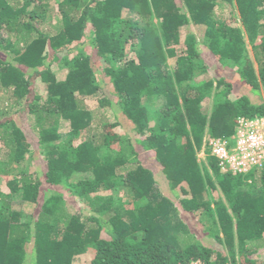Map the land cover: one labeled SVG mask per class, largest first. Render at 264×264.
<instances>
[{"label":"trees","instance_id":"16d2710c","mask_svg":"<svg viewBox=\"0 0 264 264\" xmlns=\"http://www.w3.org/2000/svg\"><path fill=\"white\" fill-rule=\"evenodd\" d=\"M227 4L240 17L219 15ZM57 6L0 0V85L35 119L46 181L92 199L95 214L67 209L64 194L55 192L38 216L25 218L11 201L19 196L39 203L43 181L37 173L16 174L7 180L9 193L0 189V264H74L89 248L91 264H264L250 244L264 240V168L223 171L209 143L233 136L240 117L264 116V101L244 93L232 98L235 81L252 95L264 88V0H57ZM190 22L206 27L207 46L236 65L235 78H197L208 67L194 34L182 42V27ZM87 35L113 86L114 98L105 91L100 106L112 105L132 124L136 143L153 153L180 205L216 230L220 249L183 241L189 227L179 219L176 201L134 143L117 133L119 116L102 121L100 135L93 132L95 115L83 101L104 89L98 69L91 54L64 55ZM22 36L19 47L13 40ZM63 58L68 74L61 80L52 65ZM36 76L46 84V96L34 90ZM208 98L214 101L210 112L204 110ZM83 131L87 136L76 144ZM0 138L10 149L0 160L1 176L9 164L26 160L33 145L13 119L0 122ZM80 172L91 176L72 180ZM120 188L125 200L98 194Z\"/></svg>","mask_w":264,"mask_h":264},{"label":"rangeland","instance_id":"374dc122","mask_svg":"<svg viewBox=\"0 0 264 264\" xmlns=\"http://www.w3.org/2000/svg\"><path fill=\"white\" fill-rule=\"evenodd\" d=\"M50 2L51 5L54 7L55 11H58L57 0H50ZM217 12L219 15L221 14L223 15V17L228 19L234 16L233 12L237 15V17H240L237 8L235 9L229 4H227L225 7L219 8ZM205 30L206 27L204 25H197L194 24L193 22H190L189 24L182 27V42L185 40L186 36L190 34H194L198 40V48L200 50V53L208 67V72L206 73H203L201 71L198 72L197 78L199 80L205 78H212V77L217 78L222 76L235 78V74L237 71L236 65L230 60L221 61L210 51L205 39ZM87 31H89V28L87 29ZM22 37L21 40L15 41V38L13 40V42L19 47H22V45H24L25 42L24 40L25 38ZM245 37H246L247 47L252 56V49H251L252 47L249 42L247 33H245ZM0 52H5L3 47L2 48L0 47ZM68 52H69L68 55L69 57L80 54L82 52L91 54L93 57V64L96 67V69H98L97 74L99 75L100 78V85H102V87L104 88L103 90L101 89L100 94L98 96L85 97L83 101V105L85 107L92 109L95 115V118L93 120V125H94L93 132L100 135V129H99L100 123L102 121H110V122L117 121L118 120L117 116H119L122 124L116 127L117 133H119L124 138L130 139V141L134 143V145L138 150L141 161L144 163L145 166L153 170L164 193L176 201L179 207L178 217L179 219L185 221L189 227V232L183 235V241L185 243L196 241L220 249L222 245L219 242H217L215 238L216 230L214 229L210 231L207 225L202 224L200 219V214L186 211L180 205L177 195L175 194L174 191L171 190L168 180L165 174L163 173L161 166L155 160L153 153L145 151L142 148V146L136 143V133L133 130L132 124L123 116L121 111L116 110L117 111L116 112L112 105L108 104L106 106H100L99 98L104 96L105 91L108 96H112L113 86L109 82V78L106 77L105 74L102 72L103 62L100 61V59L97 57V52L95 46L91 43V38H88L87 35L81 41L75 42L72 45L68 46V49L66 50L64 55ZM128 55H133V51L131 47L128 50ZM64 60L65 59L63 58L62 61L56 62L52 65L54 72L56 73L57 77L61 80L65 79L68 74V65L65 64ZM170 63L174 64L175 59H170ZM198 65H201V63H199ZM234 83H235V91L232 93V98L237 99L239 95L244 93V94H249V96L251 97V99H253V101H264V88L262 89L260 96H258V95H252L246 87L239 85L236 81ZM33 85L35 91L41 93V95L43 96L47 95L46 84L42 81L40 76L34 77ZM162 102L163 101L161 99H158L154 101V104L159 106L160 104H162ZM213 103H214L213 98L206 99L204 103V110L210 112ZM7 119H13L26 132L29 140L32 142L33 147H32V152L29 154L26 160L19 163L9 164L7 166V167L9 166L11 167L10 172L9 173L3 172L4 174L0 176V189L2 190L3 193H9L10 188L7 184V180L9 178L16 176V174L18 175L19 173L24 171H29L32 173L39 174L41 180L43 181L39 203L37 204L28 203L22 200L21 197L18 196L11 201L13 204V208L22 211L25 218L31 217V215L32 217L33 216L36 217L42 212V207L46 198L50 196L52 193L61 192L64 194V198H65L64 206L67 209L81 212L83 215L86 216L91 215L93 213L95 214L94 207L91 205L92 199L89 201L82 198L80 199L79 197L74 196L69 191L67 186L54 185L46 181L45 173L47 171V161L44 158L45 157L44 153L42 152V149L40 147L39 136H38L37 128L35 127V119L33 115H31L28 112V110L25 108L24 103L18 104V99L15 96H13L12 90H6L4 87L0 85V122L5 121ZM67 128H68L67 123L65 121H62L61 131L66 132ZM9 134L10 131H6L5 135L10 136ZM86 136H87V132L83 131L80 139L75 141V143L78 144L79 141L83 140ZM230 138L231 137H229V139ZM7 150L9 151L10 149H8V147L4 145V142L0 138V160L5 161L6 158L8 159L7 157L8 155L6 154ZM199 159L202 162H206V158L203 152H199ZM88 176H91V173H81V172L75 173L72 177V180H77L79 178H85ZM98 194L104 198H109L110 196L112 197V195L115 197L119 196L124 200L127 198L125 189L123 188H120L117 191L101 190ZM250 244H252L253 247L258 250L257 252L259 255L264 256V240H259L255 243H250ZM93 256H94L93 250L89 248L87 251L79 254L76 257L74 264H91Z\"/></svg>","mask_w":264,"mask_h":264},{"label":"built area","instance_id":"2783aa9c","mask_svg":"<svg viewBox=\"0 0 264 264\" xmlns=\"http://www.w3.org/2000/svg\"><path fill=\"white\" fill-rule=\"evenodd\" d=\"M209 143L212 153L220 159L223 171L246 173L264 168V116L240 117L230 139L211 138ZM189 264L205 263L193 261Z\"/></svg>","mask_w":264,"mask_h":264}]
</instances>
